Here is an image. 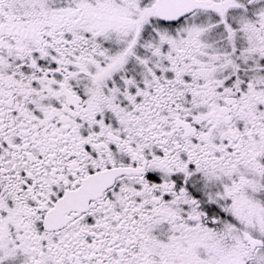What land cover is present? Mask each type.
<instances>
[{
    "label": "snow or ice",
    "instance_id": "obj_1",
    "mask_svg": "<svg viewBox=\"0 0 264 264\" xmlns=\"http://www.w3.org/2000/svg\"><path fill=\"white\" fill-rule=\"evenodd\" d=\"M0 264H264V0H0Z\"/></svg>",
    "mask_w": 264,
    "mask_h": 264
}]
</instances>
